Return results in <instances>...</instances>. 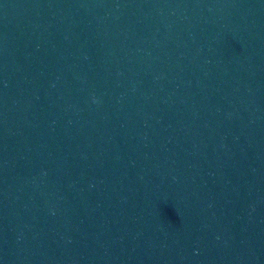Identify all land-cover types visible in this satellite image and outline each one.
Listing matches in <instances>:
<instances>
[{
  "label": "water",
  "instance_id": "95a60500",
  "mask_svg": "<svg viewBox=\"0 0 264 264\" xmlns=\"http://www.w3.org/2000/svg\"><path fill=\"white\" fill-rule=\"evenodd\" d=\"M0 264H264V0H0Z\"/></svg>",
  "mask_w": 264,
  "mask_h": 264
}]
</instances>
